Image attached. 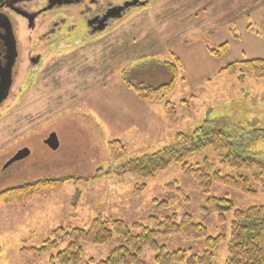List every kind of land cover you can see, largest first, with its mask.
I'll return each mask as SVG.
<instances>
[{"label":"rangeland","instance_id":"obj_1","mask_svg":"<svg viewBox=\"0 0 264 264\" xmlns=\"http://www.w3.org/2000/svg\"><path fill=\"white\" fill-rule=\"evenodd\" d=\"M100 1L116 6L134 0ZM47 3L21 0L15 4L21 12H4L18 60L0 106V193L41 181L60 185L27 204L0 205V264H48L66 244L38 258L22 250L42 247L58 229H87L97 218L132 228L151 216L191 215L210 236L229 238L232 216L223 225L201 207L209 198L224 197L238 210L264 206L260 188L255 186V198L221 185L205 194L178 163L149 179L106 172L203 126L233 136L241 128L262 131L251 136L248 150L264 162V80L241 65L264 60V0H153L97 35L90 33L82 7L52 11ZM22 12L39 13L31 21ZM31 57H40V64L32 65ZM232 64L239 69L235 75L226 72ZM173 68L174 89L159 101L141 99L127 83L161 88L172 79ZM182 101L188 110H182ZM167 103L174 106L172 119ZM52 134L59 141L56 151L45 143ZM115 141L125 148L120 161L113 158ZM22 150L29 156L6 167ZM220 155L207 149L185 163L197 168L207 160L221 175L250 176L221 164ZM165 201L167 206L159 208ZM158 243L170 251L201 254L205 241L169 236ZM121 245L116 235L104 246L82 244L80 264L103 261ZM227 248L215 250L213 264H225ZM153 257L145 250L142 259L154 264Z\"/></svg>","mask_w":264,"mask_h":264},{"label":"trees","instance_id":"obj_2","mask_svg":"<svg viewBox=\"0 0 264 264\" xmlns=\"http://www.w3.org/2000/svg\"><path fill=\"white\" fill-rule=\"evenodd\" d=\"M227 46H223V51ZM242 67L253 72L256 77L264 80V60H249L241 63ZM236 64L226 69L231 75L238 72ZM176 69L173 68L172 79L161 88L143 89L127 81L141 99L149 101L162 100L167 91H173L177 80ZM242 73V72H240ZM164 93V94H163ZM180 107L183 111L190 108L187 101H182ZM166 113L169 118L174 116V106L167 103ZM233 136L220 130H208L205 126L197 128L191 135L178 134L172 145L140 158L132 159L119 168L106 172L113 175H131L149 179L165 171L174 163L184 165L183 170L195 178L199 188L209 194L215 185H221L239 192L245 197L255 198L260 188L264 194V162L250 155L248 150L251 136L262 131L246 132L243 128ZM241 133V134H240ZM247 136V137H246ZM207 149L221 154L220 162L230 168L244 170L250 176L221 175L213 171L210 163L205 160L197 168L188 166L186 159L192 155L202 153ZM113 158L120 161L125 156V148L119 141L111 144ZM104 173V172H103ZM60 185L59 181H41L22 187L8 189L0 193V205H24L37 196H47L52 189ZM167 201L157 203L159 208L167 206ZM201 213L207 216L218 215L220 224L230 222V237L218 235L212 237L208 230L201 224L194 222L191 215L179 218L173 214L164 219L151 216L148 223L135 224L132 228L122 221L95 219L87 229L76 228L72 230L58 229L52 233V238L38 249L22 250L23 254L33 255L38 258L44 254H52L66 244L64 250L51 255L48 264H80L83 258L82 244H95L104 246L109 244L114 235L121 239L123 245L115 248L108 257L100 262L90 260L86 264H147L143 259L145 250L153 254L154 264H213L215 250L227 244L228 258L225 264H264V206L250 207L247 210H238L228 197L209 198L201 207ZM182 236L191 240H204V250L201 254L187 253L178 249L168 250L158 243L159 237Z\"/></svg>","mask_w":264,"mask_h":264},{"label":"flooded vegetation","instance_id":"obj_3","mask_svg":"<svg viewBox=\"0 0 264 264\" xmlns=\"http://www.w3.org/2000/svg\"><path fill=\"white\" fill-rule=\"evenodd\" d=\"M17 1L21 0H0V17H7V15L4 12H11V11H19L16 8ZM153 0H140L139 4L136 7L128 8L123 10L121 13V17H123L128 11H130L133 8L143 7L141 6V3H150ZM127 2L117 4L116 6H112V4H103L100 0H48V7H52V11L60 10L62 8L66 7H82L81 13L86 14V22L88 27L90 28L89 31L91 34H100L102 31L107 30L112 22L119 20L121 17H110L109 19L105 20L106 17L111 13L113 9L120 8L124 6ZM146 4V5H147ZM48 9V8H47ZM23 11V10H22ZM21 12V11H19ZM37 12L36 14H38ZM22 14H25L22 12ZM30 14V13H29ZM25 14L28 15L29 18H33L36 14ZM102 26H105L104 29H101ZM12 27V26H11ZM5 34L4 29L0 27V65L2 68L7 67L8 64L12 62L11 54H9V47L7 42L3 39V36ZM14 36V34H13ZM15 39V36H14ZM16 43V59L15 63L12 68V83H13V69L15 68L18 60V52H17V42ZM32 65H39L41 62L40 57L32 58L30 60Z\"/></svg>","mask_w":264,"mask_h":264},{"label":"water","instance_id":"obj_4","mask_svg":"<svg viewBox=\"0 0 264 264\" xmlns=\"http://www.w3.org/2000/svg\"><path fill=\"white\" fill-rule=\"evenodd\" d=\"M139 2L140 0H134L132 2H127L124 6L120 8L113 9L105 20L109 19L110 17L113 18L121 17V13L123 12V10L136 7L139 4ZM144 4L145 3H141V6H144ZM30 20L32 21L33 18H30ZM0 27H2V29H4L5 31L3 39L8 44L9 54H11V58H12V62L8 64L7 67L2 68L0 65V106H1V104L7 99L12 86V68L15 63L17 53H16V43L13 36V30L9 19L6 17H0ZM104 27L105 26H102L101 29H104ZM45 143L53 151H56L59 148V141L56 134H52ZM28 156H29V151L22 150L12 160H10V162L7 164L6 167L18 161H21L22 159Z\"/></svg>","mask_w":264,"mask_h":264}]
</instances>
